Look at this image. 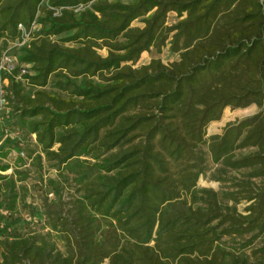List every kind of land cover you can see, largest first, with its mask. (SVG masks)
<instances>
[{"label": "trees", "instance_id": "16d2710c", "mask_svg": "<svg viewBox=\"0 0 264 264\" xmlns=\"http://www.w3.org/2000/svg\"><path fill=\"white\" fill-rule=\"evenodd\" d=\"M18 24L30 35L2 75L8 113L57 179L45 231L2 241L0 264H264V243L245 250L264 239V0H0V38ZM166 43L178 60L133 66ZM251 104L205 137L225 107ZM5 149L12 210L27 162ZM207 172L223 187L198 186Z\"/></svg>", "mask_w": 264, "mask_h": 264}, {"label": "rangeland", "instance_id": "374dc122", "mask_svg": "<svg viewBox=\"0 0 264 264\" xmlns=\"http://www.w3.org/2000/svg\"><path fill=\"white\" fill-rule=\"evenodd\" d=\"M176 20V13L170 12L167 16V24L170 25ZM132 25L142 24L139 20H135ZM5 41L6 44H4ZM19 46L20 45L16 44V40L10 41L0 38V55L3 52H8L9 54L14 55L17 60L15 52ZM98 52L105 55L106 49H98ZM156 57L160 58L163 63H170L178 60L179 54L170 51L169 43H166L160 52H156L154 49L149 52H143L133 66L136 67L145 64L149 62L151 58ZM257 110L258 109L255 104H251L244 108H231L230 106L225 107L220 118L209 122L206 126L205 137L208 138L211 134L221 133L227 123L234 122L237 119L251 115ZM8 112L9 108L5 110V116L0 122V145H5V150H8L3 162L15 164L16 157L23 152L26 156L25 160L27 163L20 166V169H25L28 174L25 179L17 182L16 186L18 197L15 207L12 210L4 208L6 197L0 195V243L5 239L27 234L31 230L37 229L45 231V229H42L44 226L43 199L45 197H53V194L50 192V188L47 184V180L50 178L57 179L55 170L49 168L44 161H42L41 165L36 161L35 157L40 153V147L36 143L34 134H28L21 129H17L14 126L15 123L13 122L10 113ZM4 173H11V169H8ZM197 183L200 187H210L215 190L223 187V183L212 180L209 177V172L200 175ZM245 205V202H240L237 207L242 211ZM243 243L244 240L238 237L223 238V247H226L231 251H239V249H243ZM262 243H264V239H256L253 244L249 248H245V250L251 251V248L257 247Z\"/></svg>", "mask_w": 264, "mask_h": 264}, {"label": "built area", "instance_id": "2783aa9c", "mask_svg": "<svg viewBox=\"0 0 264 264\" xmlns=\"http://www.w3.org/2000/svg\"><path fill=\"white\" fill-rule=\"evenodd\" d=\"M18 29L20 30V37L16 39V44L21 45L26 42L29 38V31L25 29L22 24H18ZM17 66V60L14 55L9 54L8 52H3L0 55V112L7 109L8 102H9V94L10 92L7 90L6 86L8 84V78L2 77L3 73H12V71ZM20 74L26 73L29 65L21 64L20 66ZM17 76L19 78L20 76ZM23 158L25 155L23 152L20 154Z\"/></svg>", "mask_w": 264, "mask_h": 264}]
</instances>
